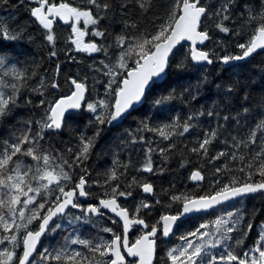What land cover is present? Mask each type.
Segmentation results:
<instances>
[{
    "label": "snow or ice",
    "instance_id": "6c2138e0",
    "mask_svg": "<svg viewBox=\"0 0 264 264\" xmlns=\"http://www.w3.org/2000/svg\"><path fill=\"white\" fill-rule=\"evenodd\" d=\"M0 12V264H156L157 251L161 264H264V208L247 206L264 202V56L258 84L247 67L264 54V0H0ZM57 25L70 26L66 58L100 56L63 83ZM24 40L55 58L52 74L4 43ZM150 92L100 169L105 127ZM173 165L184 188L145 175Z\"/></svg>",
    "mask_w": 264,
    "mask_h": 264
},
{
    "label": "trees",
    "instance_id": "16d2710c",
    "mask_svg": "<svg viewBox=\"0 0 264 264\" xmlns=\"http://www.w3.org/2000/svg\"><path fill=\"white\" fill-rule=\"evenodd\" d=\"M0 15H4V13L0 12ZM11 15L12 17L16 18L17 25H27L30 34H35L36 27L35 25L28 23L27 14L24 13L23 10L11 12ZM68 31H70V26L69 27H64L62 25L56 26V32L59 37V43L57 44L58 51H61L63 49L64 47L63 40ZM4 43H7L12 47L13 54L22 53L24 55L34 57L36 60L40 61V69H39L40 75L52 74L55 71V66H56L55 58L50 60L47 56V51L43 47H38L37 45L29 44L26 40L17 41V42L4 41ZM210 46L211 44H209V47ZM48 50H50V47ZM73 56H74V59H68L63 54V51H61V54L59 55V63L62 66L61 71H60V78H61L62 83H63L66 73L79 72L80 75H84L83 69L87 67L88 65L92 64L94 60H98L100 58V56L96 54H92L91 58H89L88 54H85V53H80V54L73 53ZM262 56H264V54L254 56L251 60L248 61V65H247L248 68L254 69L255 71L254 82H256L257 84L259 82V77L261 75V66L259 64V61L261 60ZM21 58H23V56H21ZM217 67L219 68L221 66L217 65ZM214 75L219 76L221 79H224L228 75V73L224 72L223 76H221L220 72L214 71ZM37 82H39L38 78H37ZM171 86H173L172 81H164L162 83H158L157 85H155L153 91L156 94H159V89L165 88V87H171ZM63 90L67 91L66 85H64ZM151 96H152V93L150 92L149 100H146L143 106H138L136 111L131 112V114L125 118L123 123L119 124L118 126L114 125L111 129H108L107 127H105V130L102 134V138L99 140V143L96 146V151L92 154L93 162L98 163L100 165V169H102L103 167L111 163L112 156L109 152H106L105 149L108 147L112 138L115 136L117 131L123 128H128L129 126L135 127V123H134L135 118H137L141 113L145 112V110L149 106ZM258 96H259V88L257 87V89L254 91L253 99L250 102L258 103ZM28 115L29 113L26 111L18 113L16 116L12 118V120L9 121V123H13L14 121L19 120L21 118H27ZM87 121H88V117L87 116L83 117V121L80 125L81 130L84 129V125L87 124ZM91 131L92 130H88L87 134L91 135ZM0 134H3V133L0 132ZM68 135H69L68 131L65 130L64 135L60 137L59 139L66 140L68 138ZM188 139H191V137H188ZM156 163L157 164L160 163L158 157L156 158ZM190 170L191 169H188V171ZM145 175L148 176L150 179L156 180L157 184L162 183L164 187H168L169 183H171L173 181V178L175 177V181L177 182L178 186L180 188H184L185 185L180 183V181L184 177H186L187 172H179L177 171L176 166L173 165L172 173L164 175L162 181L156 178L152 174H145ZM187 186L189 188L194 187V185H192L190 182H188ZM247 206L249 209L255 206V208L259 210L261 208H264V202H262L261 199L257 197L254 200L249 201ZM137 231H132L130 233L131 239L135 238V236L137 235ZM253 239H255L254 236H253ZM45 242L47 243L48 241H45ZM162 254H163L162 251H157L156 258H155L156 264H161Z\"/></svg>",
    "mask_w": 264,
    "mask_h": 264
},
{
    "label": "water",
    "instance_id": "95a60500",
    "mask_svg": "<svg viewBox=\"0 0 264 264\" xmlns=\"http://www.w3.org/2000/svg\"><path fill=\"white\" fill-rule=\"evenodd\" d=\"M191 183V182H190ZM156 258V255H155V257H154V259Z\"/></svg>",
    "mask_w": 264,
    "mask_h": 264
},
{
    "label": "flooded vegetation",
    "instance_id": "af4514ba",
    "mask_svg": "<svg viewBox=\"0 0 264 264\" xmlns=\"http://www.w3.org/2000/svg\"><path fill=\"white\" fill-rule=\"evenodd\" d=\"M131 232H132V231H131ZM131 232H130V233H131ZM130 239H131V238H130Z\"/></svg>",
    "mask_w": 264,
    "mask_h": 264
}]
</instances>
